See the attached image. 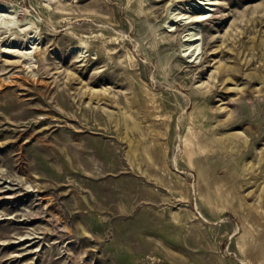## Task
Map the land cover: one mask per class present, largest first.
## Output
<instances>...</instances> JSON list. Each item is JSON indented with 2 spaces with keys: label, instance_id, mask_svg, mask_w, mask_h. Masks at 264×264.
I'll use <instances>...</instances> for the list:
<instances>
[{
  "label": "rangeland",
  "instance_id": "1",
  "mask_svg": "<svg viewBox=\"0 0 264 264\" xmlns=\"http://www.w3.org/2000/svg\"><path fill=\"white\" fill-rule=\"evenodd\" d=\"M203 2L0 0V264H264V0Z\"/></svg>",
  "mask_w": 264,
  "mask_h": 264
},
{
  "label": "bare ground",
  "instance_id": "2",
  "mask_svg": "<svg viewBox=\"0 0 264 264\" xmlns=\"http://www.w3.org/2000/svg\"><path fill=\"white\" fill-rule=\"evenodd\" d=\"M204 4H206V5H210V6H215L218 2H217V0H204V2H203ZM206 9H209V8H206ZM1 15V14H0ZM207 16H208V13H207V11H202L201 13H200V15H198L197 17H196V19L193 21L194 23L196 22V21H199V20H202V19H206L207 18ZM1 17V16H0ZM191 18V16H189V17H185V15L183 16V17H179V19H177L178 21H181V20H183V19H190ZM192 20H189L188 22H191ZM193 23V24H194ZM189 37H188V39L186 40V46L188 47L187 49L188 50H192V52H193V55L196 53V51H197V48H198V45H197V41H198V39H199V36H198V33H197V31H196V25L195 26H192L191 28H190V31H189V33L187 34ZM35 48V50H32V51H27V52H21L20 54V57L21 58H24V60H26V61H28L27 62V64H29L28 65V67H27V64H26V67L27 68H31V67H33V65H32V55L33 54H35V55H39V56H41V49L40 48H38V47H34ZM8 52V51H7ZM12 52V51H11ZM14 52V51H13ZM12 52V53H13ZM21 62V60L20 61H16L15 63H20ZM15 66H17L16 64H15ZM10 84V83H9ZM5 86H8V83H6V82H4V81H1V83H0V97L1 96H3V97H8V95L9 94H7V93H5ZM58 94V93H57ZM39 95H44V96H46V99L49 97V95H46L45 94V90H41L40 92H39ZM56 98H58L59 96H55ZM0 99H2V98H0ZM3 100V99H2ZM18 103V102H17ZM7 104V103H6ZM18 104H23V102H19ZM61 107H63L60 103H58ZM8 105H10V104H8ZM6 106V105H5ZM2 107H3V105H2ZM2 109H4V108H2ZM6 109V108H5ZM36 111H45V109L44 108H38V109H36L35 111H30L32 114L34 113V112H36ZM50 113V114H49ZM49 113H47V118L45 119V120H43L44 122L46 121V120H50L51 118H55L54 117V115H56V112L55 111H53V110H50L49 111ZM53 114V115H52ZM30 114H26V115H22V116H20V117H18V119L20 120V122H18L20 125H28V124H32L33 123V120L32 119H29V120H27L26 121V119H27V117L29 116ZM60 115V114H59ZM1 116V115H0ZM63 116V115H62ZM235 136H237V134H228V137H229V139H234V137ZM20 137V139L22 138V134L19 136ZM228 139V140H229ZM60 142V141H59ZM224 143H225V141H223L222 142V147L223 148H225V146H226V148H227V150H228V147L227 146H229V143L228 144H225V146H224ZM46 147V146H45ZM48 147V146H47ZM56 148V147H55ZM236 148H238L237 147V145L235 146V148H233V149H236ZM51 149V148H50ZM18 150V155H19V160H21V162H20V169H24L22 166H21V163H23L24 161L23 160H25L26 159V157L24 156V154H23V146L21 145V146H19V148L17 149ZM49 150V149H48ZM25 151V150H24ZM52 151V150H51ZM55 156H56V158L57 159H59L60 161L61 160H63V158H65L64 156H63V153H61V151L59 152V150L57 149L56 151H55ZM80 159H81V157H80ZM262 159V158H261ZM260 159V160H261ZM263 162V160L261 161V163ZM260 163V164H261ZM23 171H25V170H23ZM30 171V170H29ZM19 185V184H18ZM21 190H20V187L18 186V188H14V187H12V186H3L2 185V183H0V200H3L4 202H6V203H9L10 202V200L9 199H13V198H15V197H17V196H19V195H21ZM44 196H42L41 198H39V200L41 201L42 199H44L43 198ZM38 217H40V216H35L34 218H38ZM33 218V219H34Z\"/></svg>",
  "mask_w": 264,
  "mask_h": 264
}]
</instances>
